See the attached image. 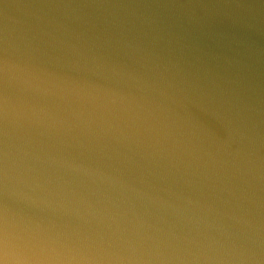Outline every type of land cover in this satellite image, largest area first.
I'll return each mask as SVG.
<instances>
[{"label":"water","instance_id":"water-1","mask_svg":"<svg viewBox=\"0 0 264 264\" xmlns=\"http://www.w3.org/2000/svg\"><path fill=\"white\" fill-rule=\"evenodd\" d=\"M0 264H264V0H0Z\"/></svg>","mask_w":264,"mask_h":264}]
</instances>
